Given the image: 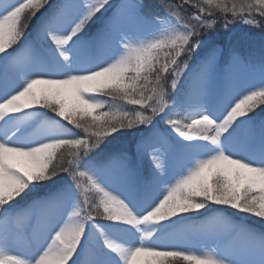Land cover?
<instances>
[{
  "label": "snow or ice",
  "instance_id": "snow-or-ice-1",
  "mask_svg": "<svg viewBox=\"0 0 264 264\" xmlns=\"http://www.w3.org/2000/svg\"><path fill=\"white\" fill-rule=\"evenodd\" d=\"M112 7L0 0V264H264V0Z\"/></svg>",
  "mask_w": 264,
  "mask_h": 264
},
{
  "label": "rangeland",
  "instance_id": "rangeland-1",
  "mask_svg": "<svg viewBox=\"0 0 264 264\" xmlns=\"http://www.w3.org/2000/svg\"><path fill=\"white\" fill-rule=\"evenodd\" d=\"M141 0H111L112 8L109 9L108 12L104 13L103 16L101 17V20L109 15L112 10H114L115 6L121 5V4H135L139 3ZM150 3H152V0H150ZM101 24V21H97L92 25V31L94 32ZM248 38L254 39L256 43V48L258 50L259 46V39H260V33L257 29H249L241 25H237L236 28L234 29V35H233V42L238 44V46L241 48V51L247 55L249 51V46H248ZM234 72H241L243 69L237 67L233 69ZM133 151V148L131 149ZM130 150V152H131ZM136 168L141 174H144L151 169V164L149 162L148 156H143L137 160L134 161ZM246 219V217H239V218H234V219ZM200 219V218H199ZM249 223H254L253 221H249ZM256 227H259L258 223H255Z\"/></svg>",
  "mask_w": 264,
  "mask_h": 264
},
{
  "label": "trees",
  "instance_id": "trees-1",
  "mask_svg": "<svg viewBox=\"0 0 264 264\" xmlns=\"http://www.w3.org/2000/svg\"><path fill=\"white\" fill-rule=\"evenodd\" d=\"M53 4L57 2V0H51ZM143 3L150 4V0H143ZM147 11V9H145ZM133 137H126L121 140V138H118L117 141L113 142L112 150L113 151H119L123 148H127L128 151H130L133 148ZM132 151V150H131ZM200 218V217H195Z\"/></svg>",
  "mask_w": 264,
  "mask_h": 264
}]
</instances>
